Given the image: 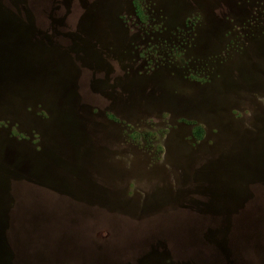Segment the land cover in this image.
Wrapping results in <instances>:
<instances>
[{"label":"rangeland","instance_id":"rangeland-1","mask_svg":"<svg viewBox=\"0 0 264 264\" xmlns=\"http://www.w3.org/2000/svg\"><path fill=\"white\" fill-rule=\"evenodd\" d=\"M0 264H264V0H0Z\"/></svg>","mask_w":264,"mask_h":264}]
</instances>
